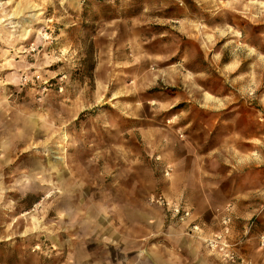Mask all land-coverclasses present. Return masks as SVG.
I'll return each mask as SVG.
<instances>
[{"label": "rangeland", "instance_id": "1", "mask_svg": "<svg viewBox=\"0 0 264 264\" xmlns=\"http://www.w3.org/2000/svg\"><path fill=\"white\" fill-rule=\"evenodd\" d=\"M18 3L30 9L0 22V264H154L158 233L179 219L155 199L178 203L182 178L160 142H186L171 120L192 97L160 80L202 65L230 90L239 75L252 81L243 101L258 115V166L236 158L218 198L257 186L242 240L254 233L264 249V0H0V9Z\"/></svg>", "mask_w": 264, "mask_h": 264}, {"label": "crops", "instance_id": "2", "mask_svg": "<svg viewBox=\"0 0 264 264\" xmlns=\"http://www.w3.org/2000/svg\"><path fill=\"white\" fill-rule=\"evenodd\" d=\"M237 63L235 70L239 73L243 65ZM170 74L166 79L161 77L160 81L178 88L182 84L186 91H190L189 96H192L185 99L189 103L188 111L171 120V128L176 125L177 129L183 130L186 127L188 132L185 143L177 138L175 141L166 139L160 142V147L165 149V163L170 164L178 176H182L181 181H177V202H182L192 210L193 219H178V222L175 221L176 225L170 226L168 230H161L157 237L159 251L150 261L154 264H236L222 261L204 242L205 238L218 235L223 228L221 221L228 218L229 240L238 244L237 250L244 260L242 264H264V249H260L258 242L252 243L254 233L242 240L243 234L247 233L244 228L249 219L246 217L253 212L245 200L254 197L252 191H257V186L252 188L253 184H245V187H250V192L242 194L243 197L234 202H221L218 198V191H221L220 187L223 185L219 174L223 169H237L234 165L236 158L244 155L247 169H257L258 166L257 157L253 155L256 153L253 142L258 130L254 121L258 115L248 112L252 104L248 100L245 103L243 101L244 96L247 99L246 94L252 90V81L245 78V75H239L236 77L237 85L230 90L224 79L214 73L211 75L209 68L205 69L204 65L179 76H175L173 72ZM235 93L238 94L237 99L233 97ZM178 102L176 98H172L167 108H173ZM191 111L193 117L189 118ZM248 120L250 128L247 127ZM228 164L231 166L228 167ZM227 204L232 205L229 212L216 214L217 208H225L224 205ZM192 220H196L201 227L199 234L194 237L188 235V225Z\"/></svg>", "mask_w": 264, "mask_h": 264}, {"label": "built area", "instance_id": "3", "mask_svg": "<svg viewBox=\"0 0 264 264\" xmlns=\"http://www.w3.org/2000/svg\"><path fill=\"white\" fill-rule=\"evenodd\" d=\"M156 204L160 206H164L167 208L168 212L174 217H179L181 221H187L192 217V211L190 208L181 204L180 202H169L166 199L161 197L155 199ZM222 231L213 238H205L204 242L207 247L215 252L218 257L225 262L237 263L239 260V255L237 251V244L232 243L229 240L230 230H229V220L225 218V220L221 221ZM189 235L194 237L198 235L200 232V225L196 220H192L189 225ZM261 243L264 246V236L261 237Z\"/></svg>", "mask_w": 264, "mask_h": 264}, {"label": "bare ground", "instance_id": "4", "mask_svg": "<svg viewBox=\"0 0 264 264\" xmlns=\"http://www.w3.org/2000/svg\"><path fill=\"white\" fill-rule=\"evenodd\" d=\"M29 9H30V7L22 5V3H18V5L16 6L15 10H13L11 12H8V13L5 12L6 11L5 9H0L1 14L5 13V15L3 17H0V22H2V20L6 19V17H7V19L4 20L3 22L9 21V20L12 21L13 19H21V17L18 18V16L25 14V11L29 10ZM9 16H11V17L8 18ZM24 143L25 142L23 140L17 141L15 143L16 144L15 148L20 146V145H23ZM7 169H12V166L8 167ZM6 173H8L7 170H5V174ZM123 184H124L123 186L125 187V183H123ZM124 187L121 188L122 189L121 191L118 189L117 198H118L119 202L122 203V204L119 206L118 210L116 211L117 218L118 219H122V220H125L126 217H127V208H126V205H125V194H124L125 189H124ZM132 213H134L136 216H138L139 215V210L138 209H136V210L134 209Z\"/></svg>", "mask_w": 264, "mask_h": 264}]
</instances>
